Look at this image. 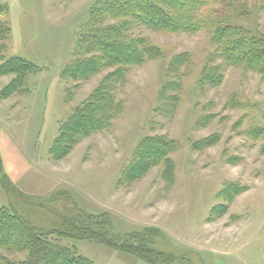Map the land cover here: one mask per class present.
<instances>
[{"label": "rangeland", "instance_id": "1", "mask_svg": "<svg viewBox=\"0 0 264 264\" xmlns=\"http://www.w3.org/2000/svg\"><path fill=\"white\" fill-rule=\"evenodd\" d=\"M101 2L0 0L8 9L0 13V25L10 29L9 39L0 41V63L2 56L21 57L36 67L8 96L4 90L15 76H0V155L6 174L20 190L39 198L56 200L68 191L89 214L109 213L116 232L161 228L167 239L158 241L159 248L190 260L182 264H264V134L259 139L252 134L264 127V81L257 73L227 67L206 32L136 31L159 46L162 57L131 68L119 94L122 110L108 131L84 139L63 160L51 157L62 121L114 70L79 82L63 75L78 55L80 36L88 32L91 10ZM230 3L226 7L224 2L215 15L264 35V0ZM111 23L107 19L101 27L107 30ZM177 55L186 59L172 67ZM221 64L222 85L202 88L205 66ZM168 81L179 87L172 94L179 98L178 108L173 116H156ZM204 116L211 120L205 126L198 123ZM146 135H167L178 142L171 157L173 183L163 180L161 168H154L136 182L121 184L124 167ZM212 135L220 138L216 145L192 150L193 142ZM227 183L247 190L226 214L213 217L214 206H226L218 194ZM9 204L0 185V207ZM59 243L96 264H147L91 241ZM2 257L18 262L27 254L0 249Z\"/></svg>", "mask_w": 264, "mask_h": 264}, {"label": "trees", "instance_id": "2", "mask_svg": "<svg viewBox=\"0 0 264 264\" xmlns=\"http://www.w3.org/2000/svg\"><path fill=\"white\" fill-rule=\"evenodd\" d=\"M224 2L226 7L231 4L230 0H102L97 4L90 13L92 21L88 32L80 36L78 55L65 68L63 75L79 82L105 69L114 70L62 121L50 149L51 157L56 161L63 160L84 139L108 131L122 110L123 102L119 94L127 83L131 68L162 57V49L141 34L136 35V31L188 35L206 32L227 67L257 73L264 81V35H254L229 19L215 15ZM6 6H0L1 14L8 10ZM107 19L113 23L104 30L101 25ZM2 26L0 41H5L9 39L10 29ZM85 50L90 51L84 55ZM2 57L0 76H15L4 90L3 95L8 96L21 88L36 67L25 58ZM184 58L185 55L174 57L172 67L181 66ZM223 70V64L205 66L200 84L202 88L221 86ZM176 84L173 81L164 84L154 111L156 116H173L176 112L180 102L177 96L172 95L179 90ZM210 122V118L204 116L198 123L205 126ZM252 134L259 139L264 134V127H258ZM219 140V136L212 135L193 142L191 148L193 151H203L216 145ZM177 149L178 142L167 135H146L124 167L121 184L136 182L154 168H161L163 180L168 184L173 183L175 164L171 157ZM0 185L10 199L9 206L0 207V249L27 254L25 260L18 262L2 257L1 264H96L59 243L62 239L95 242L138 257L147 264H182L190 261L186 256L178 257L159 248L158 241L167 239L161 228L145 227L136 232H116L109 213L89 214L73 202L68 191L59 193L54 200L53 196L43 199L20 190L6 174L1 155ZM246 190V187L241 188L235 183L225 184L218 198L226 206H214L211 215L218 218L226 214L229 205ZM60 203L64 204V210L57 207Z\"/></svg>", "mask_w": 264, "mask_h": 264}]
</instances>
